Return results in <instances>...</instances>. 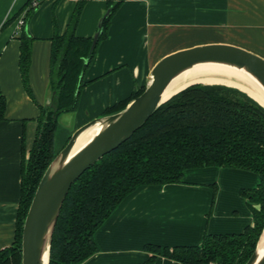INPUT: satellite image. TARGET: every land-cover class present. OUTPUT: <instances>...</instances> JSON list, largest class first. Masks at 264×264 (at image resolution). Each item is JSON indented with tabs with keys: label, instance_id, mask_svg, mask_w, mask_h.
I'll use <instances>...</instances> for the list:
<instances>
[{
	"label": "crops",
	"instance_id": "0c3cea01",
	"mask_svg": "<svg viewBox=\"0 0 264 264\" xmlns=\"http://www.w3.org/2000/svg\"><path fill=\"white\" fill-rule=\"evenodd\" d=\"M29 1L0 0V251L15 240L22 152L32 148L40 106L51 97V39L66 31L81 0H44L29 17L31 95L19 70L18 24ZM109 1L85 4L76 36L94 39ZM205 45H231L264 59V0H125L85 72L78 110L58 119L55 153L76 130L144 88L164 57ZM259 182L252 172L213 167L187 170L182 184L139 187L96 232L99 252L83 264H146L149 245L198 246L207 234L244 233L253 214L241 192ZM153 264L179 263L157 256Z\"/></svg>",
	"mask_w": 264,
	"mask_h": 264
},
{
	"label": "trees",
	"instance_id": "16d2710c",
	"mask_svg": "<svg viewBox=\"0 0 264 264\" xmlns=\"http://www.w3.org/2000/svg\"><path fill=\"white\" fill-rule=\"evenodd\" d=\"M88 1L79 2L66 31L56 33L51 39V103L49 107L40 106L26 172L22 160L15 240L0 251V264H21L23 222L44 172L57 155L54 133L58 119L62 114L78 110L82 89L87 84L85 72L99 44L107 38L113 16L125 2L109 1V15L99 29V40L91 52L94 39L81 38L75 33ZM34 10L25 8L19 36V70L29 95L32 38L26 26ZM144 90L145 87L107 109L102 116L122 111ZM4 108L0 93V121ZM213 167L248 171L260 177L256 188L241 192L252 211L253 224L241 234H207L198 246L149 245L146 250L153 255L146 264H153L157 256L179 264H246L264 231V108L238 89L199 84L162 105L130 139L72 185L55 225L49 264H83L95 256L99 252L96 232L139 187L182 184L187 170Z\"/></svg>",
	"mask_w": 264,
	"mask_h": 264
},
{
	"label": "water",
	"instance_id": "95a60500",
	"mask_svg": "<svg viewBox=\"0 0 264 264\" xmlns=\"http://www.w3.org/2000/svg\"><path fill=\"white\" fill-rule=\"evenodd\" d=\"M109 12L105 17L109 15ZM99 36L100 31L94 37L91 52L94 51ZM88 60L89 58L86 63ZM200 63H221L247 69L264 91V59L242 48L231 45H205L164 57L151 71L145 90L140 96L132 100L122 111L98 117L76 130L62 151L50 163L38 184L23 222L21 264H43L42 247L48 231L46 264H49L55 225L72 185L87 170L130 139L162 105L177 95L178 93L167 100L163 99L166 89L176 76ZM50 103L51 97L45 107H49ZM99 124L106 126L104 130L78 154L69 158L80 136ZM55 166L56 169H54ZM258 245L246 264H264V258L258 261Z\"/></svg>",
	"mask_w": 264,
	"mask_h": 264
},
{
	"label": "bare ground",
	"instance_id": "6f19581e",
	"mask_svg": "<svg viewBox=\"0 0 264 264\" xmlns=\"http://www.w3.org/2000/svg\"><path fill=\"white\" fill-rule=\"evenodd\" d=\"M198 84L221 85L238 89L264 107V91L253 75L247 69L221 63H200L183 71L172 80L165 91L163 99L167 100L187 87ZM105 127V125L99 124L83 133L76 141L69 158L89 145ZM56 168L55 166L54 169ZM48 239L49 231L42 247L41 261L43 264L47 262ZM262 258H264V233L258 245V261Z\"/></svg>",
	"mask_w": 264,
	"mask_h": 264
},
{
	"label": "built area",
	"instance_id": "2783aa9c",
	"mask_svg": "<svg viewBox=\"0 0 264 264\" xmlns=\"http://www.w3.org/2000/svg\"><path fill=\"white\" fill-rule=\"evenodd\" d=\"M44 0H30L29 1V8L31 9H36L39 7V5L43 2ZM19 26L21 27L23 25V16L19 19L18 21Z\"/></svg>",
	"mask_w": 264,
	"mask_h": 264
},
{
	"label": "rangeland",
	"instance_id": "374dc122",
	"mask_svg": "<svg viewBox=\"0 0 264 264\" xmlns=\"http://www.w3.org/2000/svg\"><path fill=\"white\" fill-rule=\"evenodd\" d=\"M62 149L58 153H60L62 151ZM28 161H29V151L25 152V154H24V172H26L25 170H27Z\"/></svg>",
	"mask_w": 264,
	"mask_h": 264
}]
</instances>
